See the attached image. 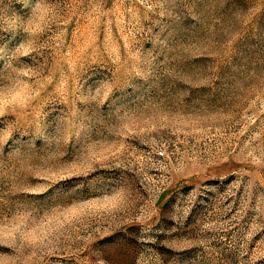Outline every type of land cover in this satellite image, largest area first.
I'll return each instance as SVG.
<instances>
[{"label": "rangeland", "instance_id": "1", "mask_svg": "<svg viewBox=\"0 0 264 264\" xmlns=\"http://www.w3.org/2000/svg\"><path fill=\"white\" fill-rule=\"evenodd\" d=\"M13 85L0 264H264V0H0Z\"/></svg>", "mask_w": 264, "mask_h": 264}, {"label": "clouds", "instance_id": "2", "mask_svg": "<svg viewBox=\"0 0 264 264\" xmlns=\"http://www.w3.org/2000/svg\"><path fill=\"white\" fill-rule=\"evenodd\" d=\"M37 9H40L39 5H35L34 8L30 11L29 17L26 19V31L30 33H34L38 31L40 22L44 18V11L40 9L39 14L35 21H33L32 17ZM23 43V42H21ZM20 47V45H17ZM29 99L26 88L13 85L4 88H0V111L9 107V106H23L26 104Z\"/></svg>", "mask_w": 264, "mask_h": 264}]
</instances>
